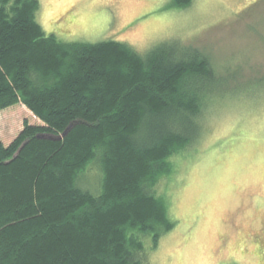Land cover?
Listing matches in <instances>:
<instances>
[{"label":"trees","instance_id":"obj_1","mask_svg":"<svg viewBox=\"0 0 264 264\" xmlns=\"http://www.w3.org/2000/svg\"><path fill=\"white\" fill-rule=\"evenodd\" d=\"M39 8L0 0V110L21 103L42 122H25L8 145L0 138V264H151L176 225L160 181L199 140L227 78L191 45L141 54L113 39L63 41ZM90 164L99 193L78 185Z\"/></svg>","mask_w":264,"mask_h":264},{"label":"rangeland","instance_id":"obj_2","mask_svg":"<svg viewBox=\"0 0 264 264\" xmlns=\"http://www.w3.org/2000/svg\"><path fill=\"white\" fill-rule=\"evenodd\" d=\"M39 2L38 22L63 41L113 39L141 54L171 41L207 53L227 80L215 85L199 140L160 181L176 225L147 259L264 264V0H192L185 8L174 0ZM25 122L42 123L21 103L0 110L2 141L10 144ZM91 164L78 185L99 193L100 169Z\"/></svg>","mask_w":264,"mask_h":264},{"label":"water","instance_id":"obj_3","mask_svg":"<svg viewBox=\"0 0 264 264\" xmlns=\"http://www.w3.org/2000/svg\"><path fill=\"white\" fill-rule=\"evenodd\" d=\"M73 125V124H72ZM71 125V126H72ZM71 126L63 133V135H60L59 137H54V136H52V135H39L40 137H49V138H62L67 132H68V130L71 128Z\"/></svg>","mask_w":264,"mask_h":264}]
</instances>
